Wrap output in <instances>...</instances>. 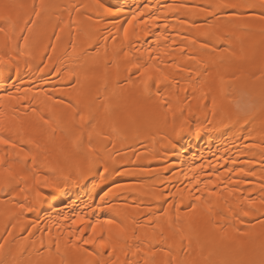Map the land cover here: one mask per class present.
Returning a JSON list of instances; mask_svg holds the SVG:
<instances>
[{"label": "bare ground", "instance_id": "obj_1", "mask_svg": "<svg viewBox=\"0 0 264 264\" xmlns=\"http://www.w3.org/2000/svg\"><path fill=\"white\" fill-rule=\"evenodd\" d=\"M43 2L41 10V0H0V16L10 15L17 23L13 29L0 19L7 39L15 41L21 22L29 18L36 20L34 32L39 34L36 43L19 41L17 47L6 46L0 33V57L10 60L0 65V134L11 142L0 143V173H12L9 188L0 191V260L98 264L118 256L145 264L153 259L146 255L151 248L156 264L165 259L246 261L264 243L260 0ZM226 4L238 7H222ZM70 20L76 23H65ZM137 62L159 68L168 79L154 73L145 90L140 72L132 67ZM105 97L113 107L103 135L90 141L85 135L82 144L73 145L67 106L87 98L103 112ZM89 163L91 174L80 179ZM45 177L54 187H44ZM194 178L201 189L210 180L209 190L216 195L196 191ZM37 191L42 194L38 203ZM198 195L208 198L210 215L193 200ZM247 200L256 202L257 211L244 217L240 211L247 210ZM191 203L199 205L197 211L185 217ZM20 204L35 210L22 211ZM170 204L179 205V223ZM78 215L93 223L114 220L127 228L128 239L120 241L115 253L98 247L100 237L97 244L75 242L77 251L67 233ZM161 226L168 243L179 229L177 244L181 235L190 237L191 244L185 239L165 257L158 251L166 247ZM153 230L157 243L148 244L145 236ZM90 236L89 228L81 239ZM50 242L51 256L46 250ZM138 247L142 250L136 252Z\"/></svg>", "mask_w": 264, "mask_h": 264}, {"label": "snow or ice", "instance_id": "obj_2", "mask_svg": "<svg viewBox=\"0 0 264 264\" xmlns=\"http://www.w3.org/2000/svg\"><path fill=\"white\" fill-rule=\"evenodd\" d=\"M260 4L262 7H264V0H260ZM99 7L103 8L104 5L101 3L98 5ZM46 7L44 4L43 0H41V4L39 8L42 10ZM222 7H229V8H236L238 5L236 4H226L222 5ZM8 6L3 5V10L4 12H7ZM79 11V9H77ZM109 13H111V9H107ZM40 15V11L38 10L36 12V16L38 17ZM142 15V13H141ZM0 19H3L4 22L8 25H11L13 29L17 27V23L13 21L12 17L10 15H3L0 16ZM137 17L134 15L132 17V20H136ZM131 20L128 22L131 24ZM66 24L71 23L75 24V20H70L68 22H65ZM36 25V20H33L31 18L29 19H24L21 22V26L19 27V33L21 35H17L15 38V41H11L7 39V29L5 27H0V33H4L6 36L5 40V45H9L11 43H16L19 41L23 42L24 46H28L30 43H36L39 40V34L34 32V26ZM211 27V26H210ZM125 34L127 35V29H125ZM147 34V33H145ZM59 38V37H57ZM16 46L19 47V44L16 43ZM143 55V54H141ZM151 59V57H150ZM189 59H194V57H189ZM10 60L5 59L4 57H0V65H6L9 64ZM132 67L136 68L140 72V83L144 86L145 90L148 88L149 81L153 79L154 73H158L159 77H161L163 80H167L168 77L164 75V73L160 72L159 68H156L153 65H146V64H141L139 62L134 63ZM224 81L223 78H221V85H223ZM203 87V84L200 85ZM108 97H105V102L102 103V108L103 112L99 111V109L96 107V105L91 101L88 100L87 98L82 99L78 101L75 106L72 103H69L67 107L71 109V113L67 116L66 118V124L68 128L71 131V142L73 145L78 146L83 143V139L85 135H87L89 141L93 136H102L103 135V125L107 123L110 118L112 117V107L113 105L108 103ZM82 105V107H81ZM45 124H48L49 122L47 120L44 121ZM183 130V126L181 125L177 130H176V135L179 136L180 131ZM199 131V129H197ZM0 143L9 145L11 142L9 139H6L2 134H0ZM14 146V145H13ZM37 147H39L37 145ZM91 150V149H90ZM28 154L25 153L24 159L27 160ZM33 162H35V157H32ZM235 163V161H233ZM167 169H165L166 171ZM105 171L107 169L105 168ZM231 171V170H229ZM241 172L243 170L241 169ZM91 174V163L88 165V170L84 171L80 174V179H84L86 176ZM247 175V174H246ZM12 176L11 171H8V177H4L2 173H0V191H5L6 189L9 188L10 186V178ZM195 179V184L197 185L196 191L198 192H207V197L215 196L216 193L213 191L209 190V186L211 184V181L209 180L207 183L203 184V189L199 187L201 184V181L199 178H194ZM216 179L219 180L220 176L217 175ZM39 183V181H37ZM236 183H239L237 181ZM44 187H54V184L52 182L48 181V178H44ZM23 191V189H22ZM41 193L39 191L36 192V203L39 202V199L41 197ZM204 197L202 195L194 196L193 200L196 202H201L204 207L207 209L206 214H211L212 207L209 204L208 198ZM255 201L252 200H247L248 208L247 210L241 209L240 215L247 217L250 214L254 213L257 211V209L254 207L255 206ZM261 205H264V199H262L259 202ZM197 203H191L188 205L189 212L185 213V217L189 216L192 213H195L198 208ZM170 208L175 207L177 209V214L175 216V222L179 223L181 220V216L179 214V205L178 204H170ZM19 208L22 211H33L35 210L34 207H28L25 208L24 204H20ZM165 216L168 215L167 210H165ZM261 224H264V221H261ZM78 225H83V227H77ZM139 227H143V225H139ZM168 227L172 228L173 223H172V218L169 217L168 220ZM219 227V226H217ZM91 229V236L89 238L81 239L82 237L85 236V232L87 229ZM163 227L161 226L160 228V237L161 241H163L166 245L164 248L158 249V251H162L165 257H171L173 250L177 247L182 246V243L185 239L188 240L189 244H191V238L190 237H185L183 235L180 236V243L177 244L176 242V232L179 231L177 229L176 231L173 232L172 237L169 239L172 240L171 243L167 242V239L163 235ZM107 234L105 237L104 234ZM68 236L73 237L74 240L72 241V246L73 248H76L77 251H79V248L77 247L76 243L79 241L80 243L87 245V244H97L96 237H100L98 247L100 249H111L112 253L116 252L117 246L119 245L120 241H126L128 239V231L125 226H122L121 224L117 223L114 220H96L94 223L87 220L84 215H78L76 218L72 220V227L69 229ZM224 238H228V233L226 231L223 232ZM139 239V237H137ZM145 239L148 241V244H155L157 243L156 238H155V230H153V235L151 237H148L147 235L145 236ZM55 251L59 252L60 251V243L59 239L55 241L54 244ZM41 248H44L43 242H41ZM52 249H53V244L50 242L49 245L47 246V252L49 256L52 254ZM4 250V245L0 244V255L3 254ZM139 247L136 249V252L141 251ZM136 252H133V255H136ZM125 255L127 253L125 252ZM146 255L151 256L153 259L152 260H145V264H156L155 261V256H156V251H153L151 248L149 249V252L146 253ZM0 264H6L4 260H0ZM9 264H17L15 258L12 259V261L9 262ZM50 264H54V261H51ZM98 264H136L135 261L132 260H127L123 261L121 260L118 256L110 261H104L103 259L99 260ZM162 264H194V262H191L187 259H176L173 261L172 259H165ZM242 264H264V243L260 244L259 246L253 248L250 257L246 260L243 261Z\"/></svg>", "mask_w": 264, "mask_h": 264}]
</instances>
